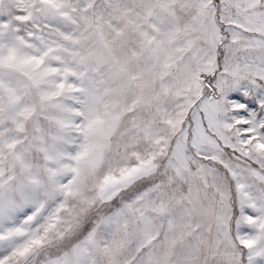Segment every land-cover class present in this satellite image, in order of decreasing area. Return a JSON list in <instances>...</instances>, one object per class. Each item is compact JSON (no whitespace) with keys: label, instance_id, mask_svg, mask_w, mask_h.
<instances>
[{"label":"snow or ice","instance_id":"1","mask_svg":"<svg viewBox=\"0 0 264 264\" xmlns=\"http://www.w3.org/2000/svg\"><path fill=\"white\" fill-rule=\"evenodd\" d=\"M0 264H264V0H0Z\"/></svg>","mask_w":264,"mask_h":264}]
</instances>
